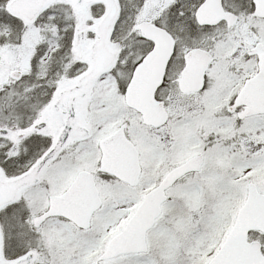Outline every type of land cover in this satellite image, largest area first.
Listing matches in <instances>:
<instances>
[{
  "label": "snow or ice",
  "instance_id": "1",
  "mask_svg": "<svg viewBox=\"0 0 264 264\" xmlns=\"http://www.w3.org/2000/svg\"><path fill=\"white\" fill-rule=\"evenodd\" d=\"M0 264H264V0H0Z\"/></svg>",
  "mask_w": 264,
  "mask_h": 264
}]
</instances>
